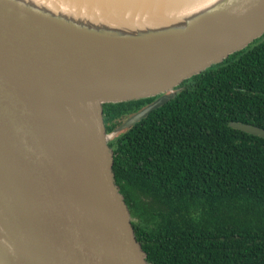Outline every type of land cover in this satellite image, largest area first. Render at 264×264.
I'll return each mask as SVG.
<instances>
[{"label":"water","instance_id":"water-1","mask_svg":"<svg viewBox=\"0 0 264 264\" xmlns=\"http://www.w3.org/2000/svg\"><path fill=\"white\" fill-rule=\"evenodd\" d=\"M0 0V264H148L112 171L102 104L159 95L264 33V0H222L134 34ZM230 126L264 138V128Z\"/></svg>","mask_w":264,"mask_h":264},{"label":"trees","instance_id":"trees-1","mask_svg":"<svg viewBox=\"0 0 264 264\" xmlns=\"http://www.w3.org/2000/svg\"><path fill=\"white\" fill-rule=\"evenodd\" d=\"M109 139L148 264H264V33ZM159 95L102 104L106 132Z\"/></svg>","mask_w":264,"mask_h":264},{"label":"bare ground","instance_id":"bare-ground-1","mask_svg":"<svg viewBox=\"0 0 264 264\" xmlns=\"http://www.w3.org/2000/svg\"><path fill=\"white\" fill-rule=\"evenodd\" d=\"M34 6L58 10L78 22L110 30V34H134L178 29L185 20L222 0H30Z\"/></svg>","mask_w":264,"mask_h":264},{"label":"rangeland","instance_id":"rangeland-1","mask_svg":"<svg viewBox=\"0 0 264 264\" xmlns=\"http://www.w3.org/2000/svg\"><path fill=\"white\" fill-rule=\"evenodd\" d=\"M113 135H115L114 132L112 134H110V138L109 139H111L113 137Z\"/></svg>","mask_w":264,"mask_h":264},{"label":"flooded vegetation","instance_id":"flooded-vegetation-1","mask_svg":"<svg viewBox=\"0 0 264 264\" xmlns=\"http://www.w3.org/2000/svg\"><path fill=\"white\" fill-rule=\"evenodd\" d=\"M176 89V88H175Z\"/></svg>","mask_w":264,"mask_h":264}]
</instances>
